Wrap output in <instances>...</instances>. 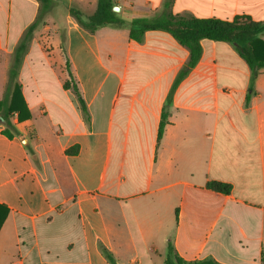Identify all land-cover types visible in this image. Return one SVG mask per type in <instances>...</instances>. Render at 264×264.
<instances>
[{"label": "crops", "instance_id": "obj_1", "mask_svg": "<svg viewBox=\"0 0 264 264\" xmlns=\"http://www.w3.org/2000/svg\"><path fill=\"white\" fill-rule=\"evenodd\" d=\"M51 1L25 40L39 1L0 0V100L22 45L15 83L30 115L12 116L13 138L0 119V264H110L102 249L115 264H164L169 241L187 262L262 264L264 69L251 72L228 43L201 41L156 145L188 50L160 30L140 42L126 28L89 32L67 12L93 13L97 0ZM113 1L133 22L165 0Z\"/></svg>", "mask_w": 264, "mask_h": 264}, {"label": "trees", "instance_id": "obj_2", "mask_svg": "<svg viewBox=\"0 0 264 264\" xmlns=\"http://www.w3.org/2000/svg\"><path fill=\"white\" fill-rule=\"evenodd\" d=\"M40 10L35 21L28 27L25 32V40L33 31L44 23V16L49 12L51 0H38ZM171 0H165L162 11L148 18L139 19L133 22H126L116 12L112 10L113 0H97L95 11L91 15H85L80 10L70 7L67 12L77 23L89 32H95L103 27L115 29L126 28L128 38L133 42H140L147 31L160 30L171 35L180 45L185 47L189 52L187 70L178 73L171 90L168 94L164 108L162 109L160 121L156 134V145H158L167 118L169 116L168 107L171 103L172 95L178 84L185 78L188 71L194 68L202 55L201 41L208 40L211 42H223L230 44L238 56L245 62L251 72L258 69H264V23L256 22L246 15H235L232 19L210 18H188L184 16L173 15L168 11ZM22 45L16 51L14 65L9 70L8 81L3 98L0 100V119L4 124L2 134L7 138L19 136L12 123V116L16 114L17 120L22 121L29 118V112L23 101L20 86L15 83L17 68L20 62ZM69 73V72H68ZM70 75V73H69ZM72 82V79H71ZM70 87V82L64 84V88ZM77 94V99L81 111L86 115L85 105L76 89L72 86ZM74 153V150L67 151ZM206 189L220 194H230L231 185L209 181L205 185ZM7 209L0 205V226L5 219ZM102 252L110 264H115L111 254L102 249ZM264 264V257H261ZM164 264H218L212 259L201 261L187 262L184 261L175 252L170 241L167 243L166 257Z\"/></svg>", "mask_w": 264, "mask_h": 264}, {"label": "rangeland", "instance_id": "obj_3", "mask_svg": "<svg viewBox=\"0 0 264 264\" xmlns=\"http://www.w3.org/2000/svg\"><path fill=\"white\" fill-rule=\"evenodd\" d=\"M113 3L120 9L117 2L113 1ZM92 11L88 9L83 14L90 15ZM168 11L173 15L188 18L210 15L230 20L235 15H246L253 21L264 23V0H178V4H175V0H171ZM63 12L62 5L57 3L55 9L51 11L56 23L63 18ZM120 13L117 12L118 15Z\"/></svg>", "mask_w": 264, "mask_h": 264}, {"label": "water", "instance_id": "obj_4", "mask_svg": "<svg viewBox=\"0 0 264 264\" xmlns=\"http://www.w3.org/2000/svg\"><path fill=\"white\" fill-rule=\"evenodd\" d=\"M112 10H113L114 12H119V11H120V9H119L118 7H116V6H114V7L112 8Z\"/></svg>", "mask_w": 264, "mask_h": 264}]
</instances>
